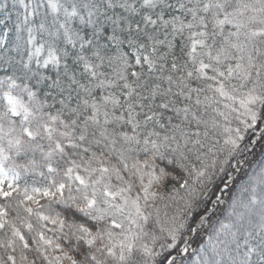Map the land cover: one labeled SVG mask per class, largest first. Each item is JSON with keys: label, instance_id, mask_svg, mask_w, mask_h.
Wrapping results in <instances>:
<instances>
[{"label": "snow or ice", "instance_id": "snow-or-ice-1", "mask_svg": "<svg viewBox=\"0 0 264 264\" xmlns=\"http://www.w3.org/2000/svg\"><path fill=\"white\" fill-rule=\"evenodd\" d=\"M0 264H264V0H0Z\"/></svg>", "mask_w": 264, "mask_h": 264}, {"label": "trees", "instance_id": "trees-1", "mask_svg": "<svg viewBox=\"0 0 264 264\" xmlns=\"http://www.w3.org/2000/svg\"><path fill=\"white\" fill-rule=\"evenodd\" d=\"M258 151V150H257ZM253 159H256V160H258L259 159V157L258 156H256V157H253Z\"/></svg>", "mask_w": 264, "mask_h": 264}]
</instances>
